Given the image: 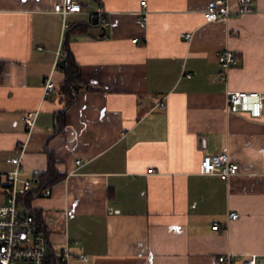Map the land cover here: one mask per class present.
<instances>
[{"label":"crops","instance_id":"1","mask_svg":"<svg viewBox=\"0 0 264 264\" xmlns=\"http://www.w3.org/2000/svg\"><path fill=\"white\" fill-rule=\"evenodd\" d=\"M62 1L0 0V173L27 141L21 187L55 160L66 178L30 203L51 247L78 242L69 264H227L229 253L264 264V113H232L227 96L264 95V0L216 22L205 19L216 0H79L67 18L54 11ZM102 10L109 27L92 23ZM62 45L86 87L58 133ZM227 47L239 62L225 73ZM222 152L240 166L228 182L201 171Z\"/></svg>","mask_w":264,"mask_h":264},{"label":"built area","instance_id":"2","mask_svg":"<svg viewBox=\"0 0 264 264\" xmlns=\"http://www.w3.org/2000/svg\"><path fill=\"white\" fill-rule=\"evenodd\" d=\"M254 0H240L232 5L228 0H216V2L205 12L207 22L218 20H229L232 16H242L254 11ZM146 8L147 2L142 3ZM83 5L79 0H63L55 6L54 11L67 18L68 15L82 12ZM143 20L147 21L146 12ZM100 16L104 18L106 26H111L109 20L105 19V12L100 11ZM186 39H192V34H186ZM138 41V40H136ZM68 53L65 48L60 47L57 53V60L54 73L62 70L67 64ZM220 64L224 72H228L238 65L239 59L235 51L225 48L219 56ZM226 79V75L222 76ZM57 90L54 75H50L45 82L44 99L51 97ZM228 110L232 113L248 112L253 117L259 118L264 113V95L260 93L234 92L228 94ZM38 113L30 114L26 118L28 136L34 132L37 125ZM29 140V139H28ZM28 147V141L22 143L17 149V156L12 161L17 165V169L10 173H0V264H48L51 258L58 260L60 264H69L74 256L72 246L78 242H67L60 250H54L48 240L47 235L40 230L35 216L32 215L20 202V196L31 191L36 182L34 180L25 181L20 186V174L22 172L23 157ZM82 161H78L81 164ZM201 171L207 175H218L224 181L230 179L240 172V166L232 162L229 152H222L217 155H206L202 161ZM46 196L52 194L51 188L44 191ZM231 218L237 220L240 215L236 212L230 214ZM215 230L220 229V224L216 223ZM237 255L229 253L221 256L220 261L231 264ZM80 258L88 261L89 258L81 255ZM244 264H258V256L251 255L244 259Z\"/></svg>","mask_w":264,"mask_h":264},{"label":"trees","instance_id":"3","mask_svg":"<svg viewBox=\"0 0 264 264\" xmlns=\"http://www.w3.org/2000/svg\"><path fill=\"white\" fill-rule=\"evenodd\" d=\"M103 17H96L93 19L92 23L96 24L101 21ZM67 48V47H66ZM67 66H64L62 71L66 74V80L62 85V93L64 95V99L66 105L64 110L58 113L57 115V132H63L66 128V113L67 110L74 106L79 97V90L86 87V84L83 82L82 73L80 66L74 61V59L69 56L67 59ZM4 63L0 61V74L3 70ZM66 178L65 175H60L55 171V160H52L50 169L47 173L38 175L36 177V185L35 187L20 196V202L25 206V208L35 216L37 221L38 213L31 209L30 203L34 197L40 196L44 190L53 185L61 182ZM42 231V230H41ZM48 264H60L57 259L51 258Z\"/></svg>","mask_w":264,"mask_h":264}]
</instances>
